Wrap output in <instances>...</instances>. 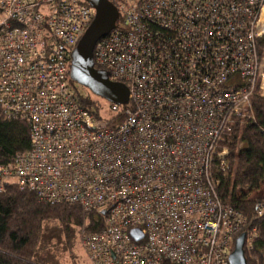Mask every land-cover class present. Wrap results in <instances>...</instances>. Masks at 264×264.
I'll return each instance as SVG.
<instances>
[{
  "label": "built area",
  "instance_id": "obj_1",
  "mask_svg": "<svg viewBox=\"0 0 264 264\" xmlns=\"http://www.w3.org/2000/svg\"><path fill=\"white\" fill-rule=\"evenodd\" d=\"M114 2L93 63L128 99L99 116L69 81L90 4L0 0V108L30 134L29 148L0 164V192L11 182L100 216L99 229L78 231L89 264H229L241 232L259 264L264 195L248 219L217 186L235 126L255 121L264 98V0Z\"/></svg>",
  "mask_w": 264,
  "mask_h": 264
},
{
  "label": "trees",
  "instance_id": "obj_2",
  "mask_svg": "<svg viewBox=\"0 0 264 264\" xmlns=\"http://www.w3.org/2000/svg\"><path fill=\"white\" fill-rule=\"evenodd\" d=\"M69 81L76 97L101 116L97 111L100 105L80 94L75 81L70 78ZM263 106L264 98L254 100L256 120L235 126L227 142L229 168L217 186L221 200L244 212L248 219L253 217L255 205L264 195L261 192L264 185ZM29 145L28 123L6 117L0 108V164L11 163ZM84 222L87 230H97L101 218L95 219L92 213L83 214L77 203L48 201L32 190L8 182L0 192V264H77L78 231ZM263 233L251 252L259 264H264ZM245 255L247 263L254 264L255 259Z\"/></svg>",
  "mask_w": 264,
  "mask_h": 264
},
{
  "label": "water",
  "instance_id": "obj_3",
  "mask_svg": "<svg viewBox=\"0 0 264 264\" xmlns=\"http://www.w3.org/2000/svg\"><path fill=\"white\" fill-rule=\"evenodd\" d=\"M85 1L94 9V15L70 53L69 77L109 101L125 103L128 99L127 87L122 82L110 80L107 71L96 68L93 63L95 42L114 27L118 10L110 0ZM262 114L264 116V106ZM130 234L136 240L142 236L136 228H132ZM244 237V232L236 236L229 253V264H248L243 247Z\"/></svg>",
  "mask_w": 264,
  "mask_h": 264
},
{
  "label": "rangeland",
  "instance_id": "obj_4",
  "mask_svg": "<svg viewBox=\"0 0 264 264\" xmlns=\"http://www.w3.org/2000/svg\"><path fill=\"white\" fill-rule=\"evenodd\" d=\"M76 87L78 88V91L80 94L87 96L93 102L95 101L96 105H100L98 110H97L100 114L106 115L109 113V109H108V104L110 102L109 100L103 98L100 95L93 93L88 87L81 85L77 82H76ZM92 107H94V105ZM261 192H262V194L264 193V185H261ZM76 252H77V256H78L77 257V264H89L85 254H84V251L82 250L81 247L78 246ZM262 253L264 256V251Z\"/></svg>",
  "mask_w": 264,
  "mask_h": 264
}]
</instances>
